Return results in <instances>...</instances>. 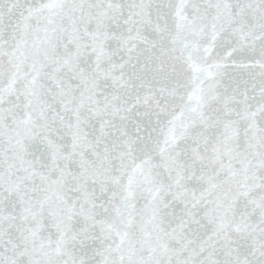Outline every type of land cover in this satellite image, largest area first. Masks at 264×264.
<instances>
[{"label": "snow or ice", "instance_id": "snow-or-ice-1", "mask_svg": "<svg viewBox=\"0 0 264 264\" xmlns=\"http://www.w3.org/2000/svg\"><path fill=\"white\" fill-rule=\"evenodd\" d=\"M0 264H264V0H0Z\"/></svg>", "mask_w": 264, "mask_h": 264}]
</instances>
